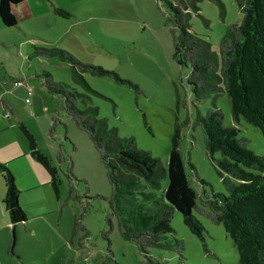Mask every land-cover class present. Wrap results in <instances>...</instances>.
<instances>
[{
  "label": "rangeland",
  "instance_id": "1",
  "mask_svg": "<svg viewBox=\"0 0 264 264\" xmlns=\"http://www.w3.org/2000/svg\"><path fill=\"white\" fill-rule=\"evenodd\" d=\"M220 1L224 15L218 4L202 0L200 13L208 24L195 14L190 19L191 31L207 40L212 50L218 49L227 25L241 20L234 0ZM47 2L50 8L53 3V8L68 15L49 14L18 27L0 24V162L14 176L18 203L26 214L25 221L10 222L3 202L4 174L0 172V264H239L236 247L222 225L195 210L192 213L204 227L205 246L190 233L176 210L171 219L173 233L164 236V247L149 248L150 258L134 242L124 240L108 199L93 198L96 194L109 198L111 194L97 151L88 136L65 116L62 99L43 84L42 74L49 72L58 85L76 95L80 108L84 104L78 94H85L86 105L96 106L98 117L115 128L119 137L133 138L138 148L159 159L163 168L159 189L147 190L144 182L140 183V190L154 193L149 199L141 194L119 198V208L130 226V216L138 215V221L147 222L146 217L155 215L163 204L175 124L180 129L179 148L185 168L198 195L204 192L208 196L212 191L228 195L230 183L223 182L206 154L203 133L195 123L197 112L205 116L217 107L223 125L236 128L237 137L245 139L247 147L260 156H264V140L242 117L234 120L225 91L215 98L193 96L188 85L189 67L172 58L176 33L165 0ZM34 46L57 48L80 62L112 70L138 85L142 93L136 96L126 84L83 73L88 85L107 98L86 92L73 80L69 64L55 56L33 54ZM16 81L18 85H14ZM19 124L32 134L37 149L56 171L57 195L48 173L28 154V142ZM214 158L220 159V152H215ZM69 166L73 177L68 176ZM196 176L207 184L201 186ZM231 183L236 184V180L231 179ZM75 220H80V228H74ZM174 239L182 241V259L165 247Z\"/></svg>",
  "mask_w": 264,
  "mask_h": 264
},
{
  "label": "trees",
  "instance_id": "2",
  "mask_svg": "<svg viewBox=\"0 0 264 264\" xmlns=\"http://www.w3.org/2000/svg\"><path fill=\"white\" fill-rule=\"evenodd\" d=\"M24 1L0 0V22L4 27H18L12 7ZM201 1L165 0L176 33L172 58L178 64L189 67L188 85L196 99L211 95L215 98L218 93L225 91L230 99L234 120L238 121L242 117L259 130L264 140V0H234L240 9L241 20L227 25L217 50H212L207 40L190 29L192 14L208 24V20L200 13ZM207 1L218 4L220 14L224 15L225 9L220 0ZM53 12L56 15H68L58 8H53ZM33 54L40 57L55 56L69 64L73 80L86 92L107 98L88 85L83 73L109 77L119 84H126L136 96L142 93L138 85L121 78L116 72L80 62L66 51L34 46ZM42 78L48 92L62 99L65 116L88 136L97 151L106 170L111 194L109 198L98 194L93 198L108 199L124 240L134 242L138 250L150 258L149 248L164 247V236L173 233L171 219L176 210L182 215L183 223L190 233L205 246L204 227L192 213L195 210L212 223L222 225L236 247L239 264H264V156L249 149L247 141L237 137L236 128L223 125V115L217 107L205 116L197 112L195 123L203 133L208 158L215 165L223 182L230 183L229 194L212 191L208 196L204 192L198 195L185 168L179 148L180 129L175 124L168 155V183L162 195L163 204L158 207L155 215L146 217L147 222L143 219L138 221V215L130 216L133 219V226H130L129 218L119 208V198L141 194L149 199L154 193L140 190V183L143 181L147 190L159 189L163 169L159 159L149 151L138 148L133 138L119 137L115 128L109 127L104 118L98 117L96 106L86 105L85 98L88 97L85 94H78L84 104L80 108L76 103V95L58 85L49 72H44ZM55 125L54 121L51 132ZM18 126L27 139L29 155L48 173L50 185L57 195L56 171L38 151L32 134L22 124ZM215 152H220V159L214 158ZM58 158L61 160L60 151ZM189 167L193 170L191 164ZM0 172L4 174L6 190L3 202L10 222L15 224L25 221L26 214L18 203L19 191L14 176L7 165L1 162ZM67 173L73 177L71 166ZM196 179L199 178L196 176ZM231 179L236 180V184L231 183ZM198 183L201 186L207 184L202 179ZM69 193L72 196V188ZM134 211L136 212V208ZM107 222L112 225L108 217ZM80 227V220H75L74 228ZM165 247L176 252L182 259V241L174 239L172 243L165 244Z\"/></svg>",
  "mask_w": 264,
  "mask_h": 264
},
{
  "label": "crops",
  "instance_id": "3",
  "mask_svg": "<svg viewBox=\"0 0 264 264\" xmlns=\"http://www.w3.org/2000/svg\"><path fill=\"white\" fill-rule=\"evenodd\" d=\"M51 8H53V3H51ZM51 8L47 0H25L22 3L14 5L12 7V11L19 25V23L21 24L23 22L34 19L42 20L45 17H47L49 14L54 15V12ZM1 26L3 25L1 24ZM38 151L40 152L39 149Z\"/></svg>",
  "mask_w": 264,
  "mask_h": 264
},
{
  "label": "built area",
  "instance_id": "4",
  "mask_svg": "<svg viewBox=\"0 0 264 264\" xmlns=\"http://www.w3.org/2000/svg\"><path fill=\"white\" fill-rule=\"evenodd\" d=\"M18 84H19V82H17V81H16V82H14V85H18ZM28 93H29V92H28ZM5 115H7V114H5Z\"/></svg>",
  "mask_w": 264,
  "mask_h": 264
}]
</instances>
